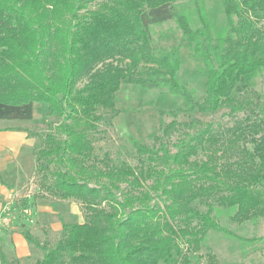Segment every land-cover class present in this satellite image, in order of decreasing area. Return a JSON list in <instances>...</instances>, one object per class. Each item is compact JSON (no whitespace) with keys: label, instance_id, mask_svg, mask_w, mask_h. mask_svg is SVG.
<instances>
[{"label":"trees","instance_id":"trees-1","mask_svg":"<svg viewBox=\"0 0 264 264\" xmlns=\"http://www.w3.org/2000/svg\"><path fill=\"white\" fill-rule=\"evenodd\" d=\"M204 1L0 0V104L46 105L56 122L34 151L40 189L86 216L62 224L52 245L24 228L42 252L35 264H192L209 232L261 243L264 264V235L239 236L216 216L223 208L264 232V0H215L212 13ZM181 49L200 63L199 100L177 81ZM122 85L166 88L187 104L149 143L128 139L133 164L96 148ZM222 110L231 125L193 117ZM0 264H12L3 252Z\"/></svg>","mask_w":264,"mask_h":264},{"label":"rangeland","instance_id":"rangeland-1","mask_svg":"<svg viewBox=\"0 0 264 264\" xmlns=\"http://www.w3.org/2000/svg\"><path fill=\"white\" fill-rule=\"evenodd\" d=\"M201 6L209 13L215 9V0H206L201 2ZM217 8V7H216ZM186 10H193V4L185 5ZM181 10V9H179ZM219 23H223L221 9L218 8ZM193 23L195 20L193 19ZM164 30L171 28L174 35L178 39L180 34L177 32L175 25L169 23L162 27ZM172 43V42H171ZM166 46L167 43H159ZM180 67L176 74L178 83L181 86L194 90L196 100H199L205 91L204 79L196 73V69L200 66L189 58V52L186 49L180 51ZM256 90L264 91V75L256 79ZM0 117L12 115L10 109L14 110V117L20 118L28 116L25 119H14L5 123L0 128L15 130L22 133L26 138L25 143L20 145L22 156L19 158L18 165L24 171L23 179H19L20 186L15 188L17 195L8 199H1V209L5 203L10 202V212L15 214L23 209L28 210L30 214L18 216L16 220H11L0 227V252H3L12 264H35L42 256V252L30 246L26 241L28 251L22 256L17 257L14 245L11 239L3 240V234H13L21 232L23 234L24 225L29 233L38 239L40 243L52 245L60 237L61 226L64 223H83L85 222V210L76 201H60L52 199L40 189L41 176L36 170V161L34 151L43 147V134L47 131L50 124H54L56 119L48 117L46 113V105L31 102L24 105V111L21 115L19 109L22 107H10L1 105ZM186 101L181 96L172 95L166 88L149 87L144 88L136 85H122L116 94V109L118 114L112 118L111 126H102L101 133L98 136L96 148L109 152L112 157L124 159L133 164L134 149L129 142V138L149 143L148 135L157 131L160 124L169 123L172 117L167 114L171 110H185ZM44 109V110H43ZM36 112L34 116H29L32 112ZM226 110L219 111L214 115H201L194 113L193 117L204 123H219L220 125H231L232 121L225 117L223 113ZM163 112L164 114H161ZM177 120L186 122L189 117L184 112H179ZM1 123V122H0ZM175 136L171 139L174 141ZM13 154L12 152H10ZM7 166H12L7 164ZM217 220L221 225L234 231L237 235L251 238L261 237L264 235L262 222L245 223L238 225L232 223L229 219L227 210L218 208L216 210ZM15 231V232H14ZM192 264H261V243L253 245H245L236 239L229 238L222 234L209 232L201 244V248L197 251L188 252ZM207 255H212L210 259Z\"/></svg>","mask_w":264,"mask_h":264},{"label":"crops","instance_id":"crops-1","mask_svg":"<svg viewBox=\"0 0 264 264\" xmlns=\"http://www.w3.org/2000/svg\"><path fill=\"white\" fill-rule=\"evenodd\" d=\"M0 108H5L0 106ZM11 110L12 115H5L0 117V126L4 125L7 122L14 121L16 119L14 115V110L18 108H6ZM44 110V109H43ZM24 111V107L19 109L20 115L21 112ZM42 113L40 111L32 112L29 116H34V114ZM45 113V110L43 111ZM36 115V114H35ZM28 116L20 117L18 119H25ZM25 137L22 133L16 132L15 130L0 128V202L1 199L4 198L5 200L17 195L14 191L15 188L20 186L19 179H23L22 175H24V171L20 168L21 165H18L19 158L22 156L20 152V145L25 143ZM12 152L13 154H11ZM7 164L12 166H7ZM25 176V175H24ZM1 209V203H0ZM22 228H25L23 224H21ZM15 232V231H14ZM3 240L5 241L6 238L12 240L14 245V250L16 256H22L26 251H28V246L25 243V239L21 232H15L13 234H3Z\"/></svg>","mask_w":264,"mask_h":264},{"label":"built area","instance_id":"built-area-1","mask_svg":"<svg viewBox=\"0 0 264 264\" xmlns=\"http://www.w3.org/2000/svg\"><path fill=\"white\" fill-rule=\"evenodd\" d=\"M10 202L5 203L2 211H0V227L4 226L6 223H10L11 220H16L18 216L30 214L28 210H21L15 214L10 212Z\"/></svg>","mask_w":264,"mask_h":264}]
</instances>
